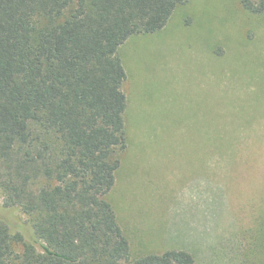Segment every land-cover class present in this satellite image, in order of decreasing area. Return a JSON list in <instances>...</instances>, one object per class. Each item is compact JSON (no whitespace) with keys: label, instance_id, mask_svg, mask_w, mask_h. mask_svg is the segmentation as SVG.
<instances>
[{"label":"rangeland","instance_id":"obj_1","mask_svg":"<svg viewBox=\"0 0 264 264\" xmlns=\"http://www.w3.org/2000/svg\"><path fill=\"white\" fill-rule=\"evenodd\" d=\"M118 53L139 145L155 149L134 148L107 194L131 259L179 249L197 264H264V13L189 0ZM0 217L28 238V217L1 195Z\"/></svg>","mask_w":264,"mask_h":264},{"label":"trees","instance_id":"obj_2","mask_svg":"<svg viewBox=\"0 0 264 264\" xmlns=\"http://www.w3.org/2000/svg\"><path fill=\"white\" fill-rule=\"evenodd\" d=\"M189 0H0V264H197L179 249L131 259L107 198L127 146L118 53ZM264 13V0H241Z\"/></svg>","mask_w":264,"mask_h":264},{"label":"crops","instance_id":"obj_3","mask_svg":"<svg viewBox=\"0 0 264 264\" xmlns=\"http://www.w3.org/2000/svg\"><path fill=\"white\" fill-rule=\"evenodd\" d=\"M126 99H127V106H126V110H125V113H124V121H125V130H126V136H127V146H126L125 150L123 151L124 161H123V163L122 162L120 163V166H119L118 169H120L122 167V165L128 167V160L130 159L129 154L132 152V150L134 148H135V150L137 148H139L142 152H144L146 154H149V155L150 154L154 155V153H151V152H153L155 150V149L149 148L148 144L139 145L140 141L144 137V131L141 130L140 131L141 133L139 132L138 124H137L136 119H135V113H136V109L138 108V105H137V102H136L135 98H132V100H130L128 97H126ZM128 111H131V113H132L131 117H129V116L125 117V114ZM127 118L132 119L133 124L128 122ZM134 133L136 134V137H137V139H136L137 142H136L135 145L132 143V140H131V138H132ZM176 133L177 134H173L172 137L177 135V136H179V140L181 142H187V138L188 137L186 139L184 137V136H187L185 131L178 129V130H176ZM192 141H193V139H192ZM176 142H177V144L175 146L177 148H180L181 147V145H180L181 143L178 140H176ZM170 144H171L172 150H173V147H175V146H173L172 143H170ZM121 157L123 158V156H121Z\"/></svg>","mask_w":264,"mask_h":264}]
</instances>
